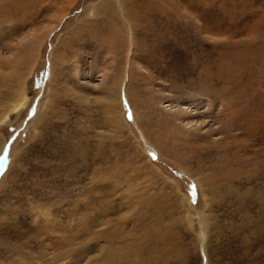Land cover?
I'll list each match as a JSON object with an SVG mask.
<instances>
[{"label": "rangeland", "instance_id": "374dc122", "mask_svg": "<svg viewBox=\"0 0 264 264\" xmlns=\"http://www.w3.org/2000/svg\"><path fill=\"white\" fill-rule=\"evenodd\" d=\"M0 160V264H264V0H0Z\"/></svg>", "mask_w": 264, "mask_h": 264}, {"label": "bare ground", "instance_id": "6f19581e", "mask_svg": "<svg viewBox=\"0 0 264 264\" xmlns=\"http://www.w3.org/2000/svg\"><path fill=\"white\" fill-rule=\"evenodd\" d=\"M90 9V8H89ZM91 10L92 9H90L89 11L91 12ZM118 14V13H117ZM128 14V13H127ZM121 16H122V14H121ZM127 16V15H126ZM124 18H126V17H124ZM128 22V21H127ZM129 26V25H128ZM131 27H133V26H131ZM131 30V29H130ZM132 31V30H131ZM121 32V31H120ZM115 35V34H114ZM117 35V34H116ZM113 36V35H112ZM111 36V37H112ZM135 36V35H134ZM134 36H133V34L131 33V35H130V37H131V39H130V43H131V46L133 47L134 45H136V40H135V38H134ZM110 37V39H112ZM119 38V37H118ZM117 40V39H116ZM38 41V40H37ZM131 50H132V48H130ZM134 49V48H133ZM108 92H109V90H106V93H107V95H106V102H108V103H112V104H114V106L116 105V103H119V108L117 107V106H115V107H117V109L115 110V112H119V111H117L118 109H121V100L119 99L118 100V98H116L115 96H109L108 95ZM108 105V104H107ZM110 106V105H109ZM19 106H17V109L15 110V112H17L18 110H19ZM109 108V107H108ZM113 110V109H112ZM114 118L112 117V121L114 122ZM116 121V120H115Z\"/></svg>", "mask_w": 264, "mask_h": 264}, {"label": "snow or ice", "instance_id": "6c2138e0", "mask_svg": "<svg viewBox=\"0 0 264 264\" xmlns=\"http://www.w3.org/2000/svg\"><path fill=\"white\" fill-rule=\"evenodd\" d=\"M3 161L2 160H0V169H2L3 168Z\"/></svg>", "mask_w": 264, "mask_h": 264}, {"label": "water", "instance_id": "95a60500", "mask_svg": "<svg viewBox=\"0 0 264 264\" xmlns=\"http://www.w3.org/2000/svg\"><path fill=\"white\" fill-rule=\"evenodd\" d=\"M34 109V103H33V105H32V107H31V109H30V112L29 113H31V111Z\"/></svg>", "mask_w": 264, "mask_h": 264}]
</instances>
